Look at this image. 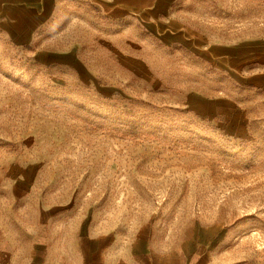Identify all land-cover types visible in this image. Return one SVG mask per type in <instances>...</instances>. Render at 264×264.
<instances>
[{
	"label": "rangeland",
	"instance_id": "1",
	"mask_svg": "<svg viewBox=\"0 0 264 264\" xmlns=\"http://www.w3.org/2000/svg\"><path fill=\"white\" fill-rule=\"evenodd\" d=\"M171 15L264 45V0H175ZM16 21L21 43L0 11V264H69L91 226L186 264H264V85L95 0ZM191 92L244 108L245 130Z\"/></svg>",
	"mask_w": 264,
	"mask_h": 264
},
{
	"label": "crops",
	"instance_id": "2",
	"mask_svg": "<svg viewBox=\"0 0 264 264\" xmlns=\"http://www.w3.org/2000/svg\"><path fill=\"white\" fill-rule=\"evenodd\" d=\"M51 2L52 0H0L1 13L10 12L14 16V22L10 23L8 29L16 42L23 41L16 20L25 19L28 22L36 20ZM95 2L108 17L117 20L134 18L148 31L159 36L165 44H182L192 51L203 53L240 81L264 85V71L261 70L264 67V45L261 42L211 41L204 34L187 27L171 15L175 0H95ZM246 46L251 48L249 52H245ZM61 54L72 62H77L74 56ZM251 61L261 63L253 64V70L249 66ZM188 99V103L191 104L203 100L208 110L213 113V118L220 122L225 120L229 124L232 123L237 129L245 130L244 122L248 123L250 120L244 108L234 106L235 104L226 99H208L199 92H191L187 101ZM199 107H202L201 103ZM80 240L82 248L69 264H186L177 255L157 252L148 239L129 235L117 228L91 226Z\"/></svg>",
	"mask_w": 264,
	"mask_h": 264
}]
</instances>
